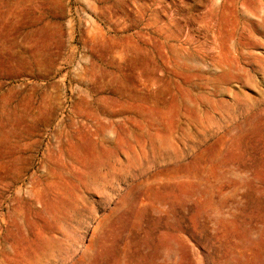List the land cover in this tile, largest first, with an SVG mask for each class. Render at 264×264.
I'll use <instances>...</instances> for the list:
<instances>
[{
	"label": "rangeland",
	"instance_id": "rangeland-1",
	"mask_svg": "<svg viewBox=\"0 0 264 264\" xmlns=\"http://www.w3.org/2000/svg\"><path fill=\"white\" fill-rule=\"evenodd\" d=\"M0 264H264V0H0Z\"/></svg>",
	"mask_w": 264,
	"mask_h": 264
}]
</instances>
